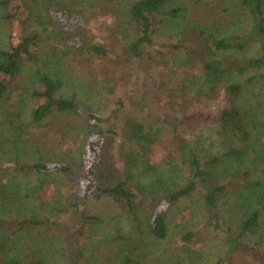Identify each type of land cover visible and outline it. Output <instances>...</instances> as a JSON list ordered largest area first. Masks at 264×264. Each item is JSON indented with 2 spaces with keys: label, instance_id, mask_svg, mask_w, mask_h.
<instances>
[{
  "label": "trees",
  "instance_id": "16d2710c",
  "mask_svg": "<svg viewBox=\"0 0 264 264\" xmlns=\"http://www.w3.org/2000/svg\"><path fill=\"white\" fill-rule=\"evenodd\" d=\"M186 10L175 0H0V20L7 12L16 24L0 44V264H83L85 225L100 220L89 206L102 199L133 227L113 237L106 264H203L200 229L221 248L217 264H264V0H217L205 23ZM173 26L176 43H160ZM170 48L217 112L174 117L176 155L158 164L157 132L139 118L151 91L115 96L136 70L151 77L165 65ZM70 115L75 154L51 157L47 130ZM185 200L197 201L203 227L174 223ZM68 214L75 225L61 221Z\"/></svg>",
  "mask_w": 264,
  "mask_h": 264
},
{
  "label": "rangeland",
  "instance_id": "374dc122",
  "mask_svg": "<svg viewBox=\"0 0 264 264\" xmlns=\"http://www.w3.org/2000/svg\"><path fill=\"white\" fill-rule=\"evenodd\" d=\"M217 0H175L176 4H180L186 8L187 18L190 22H209L214 8V3ZM7 12L5 19L0 20V44L5 43L10 39L11 34L14 33L15 22L12 19H7ZM85 25L88 27L94 26V20L91 17H85ZM182 24V21H178ZM174 27L169 31L166 29L161 32L158 37L160 43L175 44L176 37L174 36ZM105 25L99 28V39H103L101 33L105 31ZM101 41V40H100ZM168 56L165 57L166 64L161 65L157 70L153 71L151 77L147 76L145 71L136 70L129 80L120 83L116 89L115 97H142L149 90L151 96L150 107L145 113L139 114V118L146 124L147 127L156 130L158 138L153 146V162L162 164L167 162L175 154L173 141L170 136V127L168 123L174 121L175 118H184L185 116H192L198 113L215 114L217 112V105L213 101L207 99H199L198 95L193 90L195 79L194 76H189L190 73H198L187 68L183 63L185 62V54L170 48ZM103 77L102 72L98 73ZM84 82V80L82 81ZM96 94V100H100L101 94ZM154 95V96H153ZM153 96V97H152ZM151 97V98H150ZM115 99H113L114 101ZM106 102V100H104ZM60 119L59 116H54L48 119L55 121ZM66 123H62L61 129L56 126V123L51 125L48 129L51 141L48 143V155L53 157V152H57L62 157L75 154L78 147V142L75 134V115H70L65 119ZM210 124L204 131L205 134L211 133ZM64 130V131H63ZM115 148L114 142H106L102 148L103 156L106 161L111 160L112 152ZM110 165V162L107 163ZM74 187L65 186L62 192L65 195L73 193ZM56 190L53 185L43 193L46 200H53ZM89 210L93 214L100 217V220L94 223L85 225L84 236L81 237V243L84 246V260L83 264H106L112 257V253L116 249L117 242L113 239L118 234H132L133 227L128 222L124 212L115 204H110L107 200L102 199L93 202L89 206ZM172 213L176 217L173 219L176 225H183L186 230H196L203 227L205 220L202 217L201 210L197 201L185 200L177 207H174ZM61 221L75 225L78 221L74 214L64 215ZM175 225V226H176ZM201 233L198 239H195L194 246L201 248L205 254L203 264H217L221 257V248L212 233L209 230L200 229ZM172 241L179 240V232L171 231ZM166 246V245H165Z\"/></svg>",
  "mask_w": 264,
  "mask_h": 264
}]
</instances>
